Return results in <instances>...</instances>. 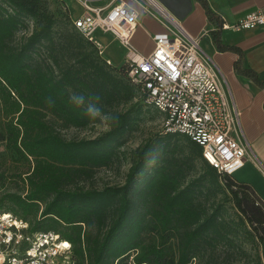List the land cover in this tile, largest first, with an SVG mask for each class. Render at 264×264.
<instances>
[{
  "label": "trees",
  "instance_id": "trees-1",
  "mask_svg": "<svg viewBox=\"0 0 264 264\" xmlns=\"http://www.w3.org/2000/svg\"><path fill=\"white\" fill-rule=\"evenodd\" d=\"M67 19L71 30L59 33L48 0H0V142L29 164L20 176L25 192L3 195L0 211L29 221L32 231L60 234L72 244L76 264H194L204 248L232 242L225 202L217 200L229 192L241 215L237 225L249 223L264 253L258 194L219 173L185 135L163 131L147 139L134 151L123 184L79 185L121 159L144 106L133 103L141 98L125 61L108 64L68 12ZM214 40L220 50H238L223 45L219 34ZM245 72L261 83L254 71ZM74 93L100 95L108 131L67 140L55 130L48 116L76 128L100 122L70 101ZM120 106L128 107L116 110ZM198 160L204 172L194 177Z\"/></svg>",
  "mask_w": 264,
  "mask_h": 264
},
{
  "label": "built area",
  "instance_id": "built-area-1",
  "mask_svg": "<svg viewBox=\"0 0 264 264\" xmlns=\"http://www.w3.org/2000/svg\"><path fill=\"white\" fill-rule=\"evenodd\" d=\"M84 13L71 16L76 30L104 54L98 32L110 33L127 50L129 78L140 98L163 116L164 132L179 133L202 148L203 159L223 175L233 176L246 162L249 145L241 138V112L224 91L219 69L203 50L201 36L187 32L159 0H79ZM162 22L165 32L153 36L154 49L142 54L133 42L141 11ZM264 26V9L233 26L237 31ZM72 244L54 231H32L30 222L0 211V264H76Z\"/></svg>",
  "mask_w": 264,
  "mask_h": 264
},
{
  "label": "crops",
  "instance_id": "crops-1",
  "mask_svg": "<svg viewBox=\"0 0 264 264\" xmlns=\"http://www.w3.org/2000/svg\"><path fill=\"white\" fill-rule=\"evenodd\" d=\"M215 18L208 13L202 0H191V11L181 20V24L193 36H201L203 50L214 60L219 69L224 91L232 106L241 112V138L249 145L245 165L234 178L252 187L264 202V26L237 31L220 27L219 23L233 26L247 14L264 9V0H204ZM108 1L95 0V6L106 5ZM71 16L84 13L79 0H62ZM141 11V25L138 26L133 42L138 50L150 54L154 49L153 36L165 32L161 21L149 13ZM220 35L221 43L237 48L220 50L214 40ZM106 46L115 43L119 47V57L104 56L112 63L125 61L126 48L110 33L98 32ZM254 71L260 82L247 74Z\"/></svg>",
  "mask_w": 264,
  "mask_h": 264
},
{
  "label": "rangeland",
  "instance_id": "rangeland-1",
  "mask_svg": "<svg viewBox=\"0 0 264 264\" xmlns=\"http://www.w3.org/2000/svg\"><path fill=\"white\" fill-rule=\"evenodd\" d=\"M49 6L59 19L57 31L59 33L71 30V25L67 19L68 10L62 4V0H48ZM101 41L105 44L103 39ZM105 55L110 57H119V47L115 43H110L104 49ZM124 62V61H123ZM123 62L115 64L121 65ZM139 102L144 106L137 129L127 137V143L122 148L123 156L111 166L96 168L91 177H87L78 181L79 185L86 188L102 189L106 185L123 184L126 180L127 173L131 166V158L134 151L147 139L163 132V116L152 107L141 102V99H134L133 103ZM128 106H120L116 110L126 109ZM107 119L100 117V122L92 124L87 128H76L65 126L61 121L53 116H48V121L59 131L67 140L72 139H90L96 138L110 129L109 116ZM29 164L16 155L14 152L7 150L5 143L0 142V198L6 193L18 192L24 193L25 186L22 178H25L24 172L28 171ZM204 172L202 160L196 163L193 176H199ZM21 174L23 177L21 178ZM229 197L219 194L217 200L221 199L225 202V218L230 224L234 232L229 236L232 242H223L214 249L204 248L202 251L203 258L197 259L194 264H264L263 247L258 238L254 237L252 228L246 221L247 225L238 224L240 213L236 209L231 200V194L227 192ZM256 199L264 207L262 199L255 195ZM214 199L209 200V204ZM209 260V261H208Z\"/></svg>",
  "mask_w": 264,
  "mask_h": 264
},
{
  "label": "clouds",
  "instance_id": "clouds-1",
  "mask_svg": "<svg viewBox=\"0 0 264 264\" xmlns=\"http://www.w3.org/2000/svg\"><path fill=\"white\" fill-rule=\"evenodd\" d=\"M101 97L98 93L96 94H89L88 96H85L84 94H73L70 97V101L74 103L78 107H83L85 115L88 117L95 119L97 117H102L104 119H107V116H103L101 112V108L99 106ZM49 103V105L53 104L54 102L52 101L51 98H48L46 101Z\"/></svg>",
  "mask_w": 264,
  "mask_h": 264
},
{
  "label": "water",
  "instance_id": "water-1",
  "mask_svg": "<svg viewBox=\"0 0 264 264\" xmlns=\"http://www.w3.org/2000/svg\"><path fill=\"white\" fill-rule=\"evenodd\" d=\"M178 19H183L192 8L191 0H159Z\"/></svg>",
  "mask_w": 264,
  "mask_h": 264
}]
</instances>
